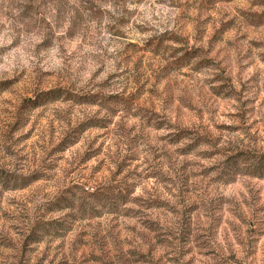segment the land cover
<instances>
[{
	"label": "rangeland",
	"instance_id": "rangeland-1",
	"mask_svg": "<svg viewBox=\"0 0 264 264\" xmlns=\"http://www.w3.org/2000/svg\"><path fill=\"white\" fill-rule=\"evenodd\" d=\"M263 12L0 0V264H264Z\"/></svg>",
	"mask_w": 264,
	"mask_h": 264
},
{
	"label": "trees",
	"instance_id": "trees-1",
	"mask_svg": "<svg viewBox=\"0 0 264 264\" xmlns=\"http://www.w3.org/2000/svg\"><path fill=\"white\" fill-rule=\"evenodd\" d=\"M263 18H264V12H263ZM182 51H183L182 55H180L179 58L175 59V63H177V62H189V60H190V52H188L187 49H184ZM61 92H62V90H60V89H54V90H49L47 92H43L41 96L43 98L44 97L45 98L46 97H48V98H58V96H60ZM196 140H197V138H196ZM238 156L239 157H244L246 160H248V157H246L245 153L238 154V155L235 156V158L238 157ZM255 164L256 165H252V166H254L253 167L254 172L261 173L260 176H263L264 175V156L261 158V160H259ZM245 170H248V169H245Z\"/></svg>",
	"mask_w": 264,
	"mask_h": 264
}]
</instances>
